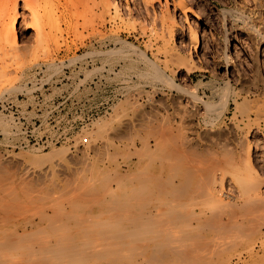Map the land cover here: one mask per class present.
Returning <instances> with one entry per match:
<instances>
[{
    "label": "rangeland",
    "instance_id": "1",
    "mask_svg": "<svg viewBox=\"0 0 264 264\" xmlns=\"http://www.w3.org/2000/svg\"><path fill=\"white\" fill-rule=\"evenodd\" d=\"M116 1L117 3L119 2L118 7L120 12H117L118 17L116 13H113L115 12L113 11L114 8H110L108 10V12L110 11L109 13L105 11V13L103 12L100 14L99 10L94 9L93 11L89 6H85L84 8L79 6L78 9L74 11L66 0L47 1L49 4H47V6L45 5V7H47V9L49 8L48 12L53 15L49 17L50 19L46 18L47 20H44L42 26L41 35L44 44L42 43L43 45L41 44V46H43V49L37 43V31L34 28L28 27L30 24L29 10L23 8L22 0L18 1L17 9L19 14H23V16L19 17L17 20L18 46L21 48L20 51L24 54L27 53L26 55L29 56L30 59H28L27 64L22 66V70L19 68L17 72L11 71L9 73V75L13 76L9 86L13 85V87L8 89L9 91L6 90L0 94V187H2L3 190L5 189L3 191L0 188L1 242L6 239L7 241H3L6 243L5 245L12 243L10 240L18 244L19 241L22 242L24 238V244H26V242L27 246L31 244V247L34 248L32 250L34 251L36 249L38 253V251H40L38 250L40 249L38 244L43 247V244L48 245L49 242L50 244L51 242H56L55 239L63 244L66 242V246H70V248L78 242V248L75 247V245L74 247L76 249L72 247V249L77 251L82 248V243L85 242V239H88L87 242L91 241L90 243L94 245L92 246L91 244L92 247L90 251L92 248L97 250L98 247L100 252L101 250L102 252L105 251L107 255L113 253L109 255L110 257L101 254L97 257L99 260L94 258L96 260L91 262L93 257L82 255L84 254L82 251L79 256L81 258L84 256L87 260H80V264H98V262L105 263V261H110L112 262L111 264H154V258L156 257L160 259V263L165 260L169 261H165L163 264H184V260L186 259L184 257L185 255L189 259L191 258L190 260L194 264H264V202H262L263 204L261 203L262 205H257V197L261 199L258 200L264 201L262 200L264 199V99L262 98L264 95V80L262 84H260L258 91L252 93V95L246 99L249 100L251 104V106L246 107L247 109L239 105V103L243 101V98H240L241 100L239 99L238 102L231 101L227 106L223 105L227 104V99L229 100V95L232 94L233 91L240 92L243 87L249 88L251 91L255 89L251 84H248L251 79L254 81L253 85L256 81L253 73L254 63H258L260 67L261 65L263 66L261 69L264 79V41L261 40L259 37L260 35L256 32L258 30H263L261 27L262 25L264 27V0H183L182 2L188 6V9L185 8L182 11H180L181 9L177 8V6L173 8V4L177 2V0H167L166 7L173 15L167 17V20L163 22L160 20V17L158 18L155 15L160 16V10L164 11L166 9V7H164V0H153L152 3L148 2L150 5L145 3L148 4V11H146L148 13L150 12L149 15H153L154 10L155 14L153 16L155 18L149 16L148 13L143 10L145 8H143L144 2L142 3V0ZM129 8L132 10H129ZM111 10L113 12H111ZM150 17L155 22H152ZM193 30H197L200 34L196 44H192L190 39V34ZM46 46L49 47L46 48ZM43 50L45 51L44 54ZM159 73H161L162 76L161 74L159 75ZM163 74H165L169 80L167 77H163ZM158 75L160 77H157ZM246 82H248L245 84L248 85L247 87L244 85ZM250 87L253 88V90ZM226 92L229 94H227L226 97L229 98H225L224 100L223 97ZM1 102L13 104V108H16L17 114H14L12 110H8V108H2ZM127 102L130 104L128 105ZM205 102H213V105L206 107ZM116 108H120V110L124 109V113H121L119 109L117 111ZM116 112L120 113L117 114ZM114 113L118 115L115 119L112 118L115 116L113 115ZM15 116H21V118L25 120V123L19 122ZM103 119L104 121L108 119L111 125L109 123L102 133H96L97 122ZM189 120L190 127L186 125ZM159 124L161 125L160 127ZM192 126H194L193 129H191ZM158 128L163 129L161 130ZM206 129L212 132L206 134ZM156 130H158V132H156ZM143 138H145V140ZM143 140L147 142L143 143L146 145H141V142H144ZM223 140H227L226 142L229 145H226V142L224 143ZM155 141H157V143ZM132 142L134 143L132 144ZM86 143L88 144L86 145ZM150 143H153V145ZM154 143L156 144L154 145ZM147 144L150 149L148 150L149 152L145 150L141 152V146L144 147L147 146ZM59 146L66 147V153H64L62 158L61 156H54V158H51V161L44 160L40 163H36L35 158L37 157L33 156L34 158H28L21 156L24 152H30L32 155L36 154L37 156L38 154L40 155L44 152H48L51 148ZM132 146L135 147V149ZM143 149H146V147ZM168 149L171 150L169 151ZM133 152H136L138 155ZM144 153H150L149 155H151L150 157L152 158ZM238 153L240 155H238ZM197 154L199 156H197ZM134 158L138 161H142L140 164L142 166L138 167V171L140 172L137 171V175L133 174L136 172H133V167L131 166ZM157 160H160V164H163L164 161L170 162L180 160L182 165L188 164L189 160L197 161L196 169H198V172L196 176L188 179L186 183H181L183 188L191 192L190 198L182 202L184 206L178 204L180 208L177 205L174 206L178 201H175V203H173L174 205H171V210L173 208H175V212L179 210L177 213H180L183 217V223H181L180 226L179 224H175L177 228H180L178 229L180 231H178L177 228L174 229V223H170L165 219V216V221L162 219L163 221L161 220L151 227V229H153L152 231H154L153 233L158 235L155 236L160 240H158L160 242L159 244H157L158 242L156 239L152 241L154 238H149V236H147L149 234L146 235L141 231L146 237H143L142 234L139 238L138 234L136 239H132L135 236L132 238L123 237L122 242L125 243L122 244L124 247H121V244H119V248V246H116L118 244V240L116 239L120 238L119 240H121L122 236H117L116 239H112L110 233L112 230L110 231L107 227H109L112 222L115 224L119 223L118 225L114 224L112 227L119 226L121 228H129L131 225L123 224L122 221H119L118 217H122V220L126 218L124 206L121 208H118V205H115V207L112 206L110 208L111 211L108 212L110 209H108L107 203L112 201L109 199L107 200V198H109L107 197L108 193H106L108 190L107 187L105 189L103 188L104 183L101 181L102 178H100V175H102L105 169V171L112 175L115 174L114 170H117L116 172L120 173L119 175L125 187L120 188L119 183L121 182L116 179L112 180L113 176L111 180L109 179L111 182L107 181V185L105 184V186H113L115 194H119L118 199L128 200L129 202L135 197H132L130 200L127 199L128 197L124 198L123 196L127 195L130 197L129 193H132V187L134 188L133 190L136 188L138 190L141 183H137L136 188L134 185L136 184V179L140 178V176L145 180L151 179L150 171L153 168L152 164H155ZM87 166L91 167V170L89 167L86 168ZM83 167L86 169L84 168V170L81 171ZM238 167L240 168L239 170L237 169ZM70 168L74 171L72 169L70 170ZM63 169L66 176L69 175L68 178H72L70 180L71 184L65 183L64 179H67L66 181L68 182L69 180L66 178L65 174H63ZM78 169H80V171ZM111 169H113V172ZM240 170L242 171L240 172ZM42 171H45L44 173H47V176L42 175L44 174ZM60 171L62 173H60ZM37 172L40 173L39 175L45 176L44 178L42 177L43 180L41 178L43 181L42 184L40 183L41 180L39 181L38 179L41 176H36ZM126 174H130V179L126 178L128 177ZM138 174L140 175L136 178ZM236 174H238V176ZM30 176L33 178L35 177L40 187L37 185L38 182H34L35 180L33 184L36 183L35 185L38 186H36L37 188L35 185L32 186V184L26 182L28 180L26 178ZM72 176L75 177L73 178ZM92 176H95L94 178L97 179V181H94L97 184L93 182V179H90ZM132 176L135 178H132ZM234 176L236 178L238 177L236 181ZM20 177H25L26 180ZM19 179L24 183L26 182V186L20 183L23 185V188L25 186L24 190L21 189L22 186L19 184ZM75 179L77 181L72 182V180ZM244 179L246 183H244ZM91 180L93 182L92 184ZM237 180H240V183ZM247 182L251 184L249 183V185L245 186L244 184H247ZM85 183L86 186L84 185ZM27 184L30 186V189ZM55 184L59 185V187H56ZM88 184L89 186H87ZM100 184L103 187H101ZM142 184L145 185L143 188H147V186L150 187L151 182L145 181ZM240 184L243 185H241V188ZM79 185L85 187L84 190L81 189V187L79 188ZM97 185L103 188L104 191L103 189L100 191L99 187V191L95 189L97 194L94 193V190L91 193L92 187L96 188ZM31 187L38 190L32 191ZM141 187L139 189H142ZM250 187L252 188L250 189ZM40 188L41 190H39ZM123 188L125 189V193L123 192ZM89 189L91 190L90 192L88 191ZM240 189H244V191H240ZM70 190H72V192ZM78 190L79 193H77ZM59 191H61V194ZM86 191H88V193H86ZM143 191H146V189H143L141 192ZM13 192L15 193L14 197L11 196ZM138 192L139 191L133 192L131 196H134V194L136 196ZM36 193H41L43 195H38L39 199L40 197L41 199L47 197L49 194H51L49 197L53 199L49 197L43 198L42 202V200L38 199ZM81 193L85 196L82 197L83 195ZM45 194L47 196H44ZM58 194L59 200L56 197ZM62 194L63 196H60ZM120 196L122 197L120 198ZM248 196L250 198H248ZM34 197L36 200L33 199ZM252 198H256V200H254L257 201L255 202V206L253 201V205H249V201L251 202ZM247 199H249V201ZM27 200H30V202ZM31 201L35 206L32 205ZM166 201L167 199L164 202L167 203ZM218 201L224 204H219ZM231 201L233 203L235 202L234 204L237 203L236 207H234L236 212L232 207L235 213H230L232 210L228 211L227 202L232 203ZM22 202H24L23 206H21ZM38 202L39 204H37ZM58 202L62 204L58 205ZM170 202L172 203V201ZM244 202L251 207L249 208L247 204L244 205ZM40 203L46 205L42 206ZM218 205H222V207H220L223 209H220ZM238 205L240 209H242L240 210L238 208L240 210L239 212L237 209ZM244 206H247V208H244ZM22 208H26V210ZM154 208H156V206H154ZM120 209L122 210L120 211ZM214 209L217 215L219 214L218 216L213 213L214 211L211 212V210ZM230 209L231 207L229 206V210ZM61 210L65 213H69V215L65 217V215H62L63 212H60ZM100 210L102 212H98ZM36 211L40 215H38ZM221 211L225 212L221 213ZM228 212L230 213V217L228 214L225 215V213ZM130 213L131 212H127L129 215ZM199 213L200 215L198 216ZM211 213L213 216L210 217ZM239 213L241 214V216L239 215L241 220L243 219L241 221L242 223L239 221V216L236 215ZM19 215L22 216L19 218ZM74 216L78 217L74 219L75 221H79H76L79 224V228L77 226L78 224L74 223ZM231 216L234 217L232 218ZM22 217L24 220L27 218L25 226H23L24 223H17L23 220ZM17 218H19V221L16 220ZM101 218L110 220V222H108L110 223L109 225L102 224V221H100V223L97 222L98 225L102 224L100 228L105 227V229L110 231V240L108 238V232L106 235L108 239H103V233L105 234L106 231L102 229L103 233H101L98 231V225L95 227V224H88L87 222L90 219H95V221H97ZM203 218L206 221L203 220ZM46 219L49 221L48 224H45L47 222ZM80 219L82 222L86 220L84 223L87 224L82 223ZM93 220L89 222H93ZM253 220L255 221V226L256 222L257 225H259L256 231L255 228H253L255 227L253 226L254 224H251ZM106 222L107 221H105V223ZM52 223H56L54 227L58 225V228L55 227L57 230L54 231L55 228H51V225L49 226V224ZM224 223L227 225L225 226ZM229 223L232 225H229ZM195 224L198 225L196 226ZM202 224L204 225L202 226ZM235 224H237L238 228H236L237 226H233ZM85 226H87L86 228H88V226H93L89 228L90 230H94H84V232L88 233V236L83 233L84 239L81 233L83 232L82 228ZM220 226L223 228H220ZM37 227H41V231H35L36 233L34 234V230H36L35 228ZM181 227H185V229L183 230ZM39 228H37V230ZM43 228L46 229L45 233H43ZM164 229H168L171 232L167 230L169 233L167 237L170 236L168 239L176 235L177 238L186 233L188 238L185 235L180 237L181 239L186 238V240L179 239L180 246V244H177L178 242H174L176 238L173 237L174 240L172 239L171 241L176 243L177 247L174 246L176 245L174 243H168L171 244L170 248V245H167L168 240L164 241V239L167 238L164 237L167 233L166 232L164 235ZM149 230H147V232ZM181 230L184 231L182 234ZM41 232L45 235L48 234V236L43 235ZM53 232L56 233L57 237L54 238L55 233L53 234ZM90 232L92 235H90ZM93 232L96 235H94ZM114 232L115 231H113V233ZM154 234L150 233V237H155ZM19 235L23 237L20 238ZM38 235H43L45 237L44 239V237L40 236L43 240L39 238V242L42 244L37 240ZM58 235L61 236L60 240ZM73 235H75V240L72 237ZM25 236L27 238L31 237L28 238V240ZM90 236L93 237V240H91L92 237ZM142 237L143 240H141ZM161 238L166 242L165 244L164 242L162 243ZM137 239H139L140 242L137 241ZM14 240L18 241L15 242ZM41 240L43 242H41ZM32 241L34 244H32ZM100 242L105 244V246H103L105 248L102 246L100 247L98 244ZM120 242L121 241H119V243ZM108 243H110L109 245L111 247L107 245ZM127 243L136 244L135 246L132 245V252L130 251L131 244L128 246ZM17 244L16 246L11 245L13 247L8 246L9 248L1 244L3 247L0 246V249H2L0 250V260L2 261L0 264H34V261L35 264L37 262H39L37 264H52L50 258L52 255H50V259H48L47 256L49 253L43 251L48 247H41L42 251L40 252L48 254L42 255L40 253L42 256L39 253L37 255L36 252L34 253L30 249L29 254L30 251H32V254H36L32 258V254L29 255L27 254L28 252L25 253L27 249L26 245L19 243L21 244L19 246L24 245L26 248L22 246V248L19 249ZM140 244L141 247L139 246ZM152 244H156L157 246H153ZM113 245L117 250L115 251V256H113L114 251L112 252L110 250V248L114 247ZM158 245H161L164 250L162 255H160L161 247L158 248ZM137 246H139L140 249L143 248V254H139L141 250H139ZM4 247L6 249H4ZM35 247H38V249ZM173 247H176V249L182 248V251L179 249V252H183L184 250L183 253H188H179V257V255L174 254ZM29 248L30 246L28 249ZM87 248H84V250L88 251L89 248ZM123 248L133 255H124L122 252L124 250ZM106 249H108L109 252ZM154 249L156 251H154ZM112 250L115 249L113 248ZM126 250L125 254L127 253ZM18 251L21 255H17ZM176 251L178 250H175V252ZM111 255L115 257V259L111 257ZM36 256H41L43 258H41V260ZM45 256L48 260L46 258L44 259ZM118 256L120 258H118ZM181 256L185 258L183 260L184 263H181L182 261L180 262ZM145 257H148V262ZM30 258L32 259L30 260ZM55 258L56 257L53 259L55 260ZM64 258L65 257L60 261L57 259L59 264H67V259H70V257L66 258V262ZM111 258L114 259V261ZM25 259H27V262L24 261ZM33 259L34 261H32ZM88 259L91 261H88ZM193 259H196V263ZM192 262L189 263L188 261L186 263L193 264ZM53 263L55 264L56 262ZM74 263L75 262H73V264Z\"/></svg>",
    "mask_w": 264,
    "mask_h": 264
},
{
    "label": "bare ground",
    "instance_id": "2",
    "mask_svg": "<svg viewBox=\"0 0 264 264\" xmlns=\"http://www.w3.org/2000/svg\"><path fill=\"white\" fill-rule=\"evenodd\" d=\"M18 1H19V0H0V91H1L0 94H2V92L6 91V90H8V89H11V88L13 87V85H12V86H9V85H10V80H11L12 77H13L12 75H9V73H10L11 71L17 72V70H18L19 68L22 70V66H24L25 64H27L28 59H30L29 56L26 55L27 53L24 54V53H22V52L20 51L21 48H19V46H18V45H19V41H18V30H17V28H18V22H17V20H18L19 17L23 16V14H21V13H20L21 15L19 14V11H18V9H17ZM47 1L50 2V0H22V4H23L22 6H23V8L29 10L28 13H29V17H30V18H29V19H30V24L28 25V27H29V28H34V29L37 31V43H38L40 46H41L42 43L44 44V42H42L43 40H42V35H41V34H42V26H43L44 20H45L46 18L48 19L51 15H53V14H50V13L48 12V9H49V8L47 9V7H45V5L47 6V4H49V2H47ZM66 1L68 2V4H70V7H72V8L74 9V11L77 10L79 6H81V7H83V8H84L85 6H89L93 11H94V9L99 10V11H100V14L103 13V12L105 13V11L108 12V10H109L110 8H112V9L114 8L113 11H115V12H113L112 10H111V12L116 13V15L118 14L117 12H120L119 7H118V3H119V2L117 3L116 0H66ZM152 1H153V0H144V1L142 0V3L144 2V7H143V8H145V9H143V10H145V11L147 10V11H148V8H147V7H148V4H149V3H152ZM174 1H175V0H174ZM182 1H183V0H177V2H174V4H173L174 7H173V8H175V6H177V8L181 9L180 11L184 10L185 8H187L188 6H186V4L183 3ZM46 2H47V3H46ZM51 2H52V1H51ZM148 2H149V3H148ZM172 2H173V1H172ZM127 3H128V2H127ZM145 3H148V4H145ZM164 3H165V6H164V7H166V6H167V0H164ZM184 4H185V5H184ZM146 5H147V6H146ZM149 5H150V4H149ZM127 6H128V5H127ZM146 8H147V9H146ZM151 9H152V8H151ZM187 9H188V8H187ZM129 10H132V9L129 8ZM162 10H163V9H162ZM147 11H146V13H148ZM149 11H150V10H149ZM151 11H152V10H151ZM109 12H110V11H109ZM109 12H108V13H109ZM130 12H131V11H130ZM183 12H184V11H183ZM183 12H182V13H183ZM24 13H25V12H24ZM98 13H99V12H98ZM149 13H150V12H149ZM149 13H148V15H149ZM94 14H95V13H94ZM94 14H93V15H94ZM154 14H155V13H154V10H153V15H154ZM157 14H158V13H157ZM194 14H195V13H194ZM87 15H88V13H87ZM103 15H104V14H103ZM111 15H112V13H111ZM128 15H130V14H128ZM153 15L150 14L149 16H153ZM159 15H160V16H157V15H155V16L158 17V18L160 17V20L163 22V21L167 20V19H166L167 17H171L173 14H171L170 11H169V10L167 9V7H166V9H165L164 11H161V10H160V14H159ZM60 16H61V15H60ZM109 16H110V14H109ZM130 16H131V15H130ZM244 16H245V15H244ZM51 17H52V16H51ZM117 17H118V15H117ZM120 17H122V16H120ZM245 17H246V16H245ZM103 18H104V17H103ZM103 18H102V20L104 21ZM114 18H115V14H114ZM150 18H151V17H150ZM150 18H149V19H150ZM153 18H155V17L153 16ZM47 19H46V20H47ZM49 19H50V18H49ZM110 19H112V18H110ZM118 19H119V18H118ZM120 19H121V18H120ZM130 19H131V18H130ZM156 19H157V18H156ZM263 19H264V18H263ZM263 19H262V20H263ZM113 20H114V19H113ZM150 20H151L152 22H155V21H153L152 18H151ZM166 22H167V21H166ZM90 23H91V21H90ZM168 23H169V22H168ZM151 25H152V24H151ZM149 26H150V24H149ZM132 27H133V26H132ZM153 27H154V26H153ZM261 27H262L263 30H258V31H256V32L258 33V35H260L259 37L261 38V40L264 41V27H263V25H262ZM110 28H111V27H110ZM156 29H157V28H156ZM144 30H145V28H144ZM150 30H151V28H150ZM152 30H153V29H152ZM170 30H172V29H170ZM170 30H169V32H170ZM141 32H142V31H141ZM171 32H172V31H171ZM199 37H200V34L197 32V30H193V31H191L190 39H191V43H192V44H196V43L198 42V40H199ZM258 41H259V40H258ZM251 42H252V41H251ZM175 43H176V42H175ZM43 44H42V45H43ZM251 44H252V43H251ZM41 47H42V49H43V46H41ZM48 47H49V46H48ZM48 47L46 46V48H48ZM26 50H27V49H26ZM43 51H44V50H43ZM41 53H42V52H41ZM44 53H45V51L43 52V54H44ZM28 54H29V53H28ZM142 56H143V55H142ZM33 57H34V56H33ZM33 57H32V58H33ZM40 57H41V56H40ZM236 57H237V56H236ZM253 58H254V57H253ZM35 59H36V58H35ZM31 60H32V59H31ZM256 60H257V59H256ZM254 64H255V65H253V64H252V65L254 66V68H253V73H254V75H255L254 79L256 80V81H255V84L253 85V82H254V81H253V79H251L250 83L246 82V83H244V85L247 84V83H248V84H251V86H252V87H255V89L253 90V88L250 87V88L253 90V91H251L249 88H245V87H243L242 90H241L240 92H234V91H233L232 94H230V95L226 92L225 96L223 97L224 100H225V98H226V99L229 98V97H226L227 94L230 96V98H229V100L227 99V104H223V105H226V106H227L229 102H231V101H233V102H238V100H239L240 98H243V101H242V102L239 101V102H240L239 105H240L242 108H246V107H248V106H251L250 101H249V100H246V99H247L248 97H250V96L252 95V93L258 91V88L260 87V84H262V81L264 80V79H263V75H262V72H263V71H262V69H261V67H263V66L261 65V67H260L258 63H254ZM152 65H153V64H152ZM155 65H156V64H155ZM153 66H154V65H153ZM156 66H157V65H156ZM157 67H158V66H157ZM184 68H185V67H184ZM251 68H252V67H251ZM189 70H190V67H189ZM159 71H160V70H159ZM251 72H252V70H251ZM161 73H162V71H161ZM161 73H159V75H160ZM253 73H251V74H253ZM85 75H86V74H85ZM159 75H158L157 77H160ZM254 75H253V76H254ZM161 76H162V74H161ZM164 76H165V78L167 77L165 74H163V77H164ZM154 77H155V76H154ZM251 78H252V77H251ZM167 79H168V77H167ZM168 80H169V79H168ZM243 82H244V81H243ZM251 82H252V83H251ZM263 84H264V83H263ZM172 85H173V84H172ZM175 86H176V85H175ZM245 86L247 87L248 85H245ZM14 87H15V86H14ZM241 87H242V86H241ZM241 87H240V88H241ZM260 89H261V88H260ZM260 89H259V90H260ZM8 91H9V90H8ZM253 95H254V94H253ZM260 95H261V94H260ZM259 97H260V96H259ZM124 98H125V97H124ZM262 98L264 99V95H263ZM240 100H241V99H240ZM222 101H223V100H222ZM263 101H264V100H263ZM129 102H130V101H129ZM213 102H214V101H213ZM213 102H212V103H207V102H205V104H206L205 106H206V107H209L210 105H213ZM127 103H128V102H127ZM263 103H264V102H263ZM125 104H126V103H125ZM125 104H124V105H125ZM129 104H130V103H128V105H129ZM214 104H215V103H214ZM230 104H231V103H230ZM119 105H120V103H119ZM166 105H167V104H166ZM216 105H217V104H216ZM218 105H219V104H218ZM221 105H222V103H221ZM223 105H222V106H223ZM115 106H116V105H115ZM132 106H133V103H132ZM132 106H131V107H132ZM112 107H113V106H112ZM118 107H119V106H118ZM120 107H121V106H120ZM206 107H205V108H206ZM213 107H214V106H213ZM218 107H219V106H218ZM220 107H221V106H220ZM123 108H124V107H123ZM155 108H156V107H155ZM226 108H227V107H226ZM118 109L120 110V108H118ZM118 109L116 108L117 111H118ZM246 109H247V108H246ZM116 110H115V111H116ZM123 111H124V109H123V110H120L121 113H122ZM242 111H243V110H242ZM120 112H119V113H120ZM116 113H117V112H116ZM119 113H117V114H119ZM123 113H124V112H123ZM249 113H251V112H249ZM249 113H248V114H249ZM252 114H253V113H252ZM113 115H115V116L112 117V118H114V119L118 116V115H116L115 113H114ZM217 115H218V114H217ZM9 120H10V119H9ZM110 120H111V119H110ZM0 122H1V121H0ZM3 122H4V121H3ZM94 122H95V121H94ZM95 123H96V122H95ZM109 123H110V121H109L108 119H107L106 121H104V119L101 120L100 122L98 121V122H97V127H96L97 129L95 130V132H96V133H97V132H98V133H102V131L105 130V128L108 126ZM127 124H128V123H127ZM250 124H251V123H250ZM110 125H111V123H110ZM139 125H140V124H139ZM3 126H4V125H3ZM157 126H158V125H157ZM160 126H161V125L159 124V127H160ZM127 127H128V126H127ZM94 129H95V128H94ZM139 129H140V128H139ZM158 129H161V128H158ZM162 129H163V128H162ZM162 129H161V130H162ZM116 130H117V128H116ZM225 130H226V129H225ZM117 131H118V130H117ZM84 132H85V131H84ZM91 132H92V131H91ZM154 132H155V131H154ZM156 132H158V130H156ZM89 133H90V132H89ZM214 133H215V132H214ZM220 133H221V132H220ZM220 133H219V134H220ZM153 134H156V133H153ZM216 134H217V133H216ZM113 135H114V134H113ZM117 136H118V135H117ZM222 136H223V135H222ZM86 137H87V136H86ZM139 137H140V136H139ZM164 137H165V136H164ZM164 137H163V138H164ZM220 137H221V136H220ZM114 138H115V137H114ZM206 138H207V137H206ZM226 138H227V137H226ZM143 139L145 140V138H143ZM156 139H157V138H156ZM160 139H161V138H160ZM164 139H165V138H164ZM212 139H213V138H212ZM223 139H224V138H223ZM144 140H143V141H144ZM157 140H158V139H157ZM214 140H215V139H214ZM228 140H229V139H228ZM219 141H220V140H219ZM221 141H222V140H221ZM223 141H224V140H223ZM226 141H227V140H226ZM226 141H224V143H225ZM153 142H154V141H153ZM155 142L157 143V141H155ZM216 142H217V140H216ZM133 143H134V142H132V144H133ZM143 143H147V142H146V141L141 142V145H146V144H143ZM156 143H154V145H155ZM221 143H222V142H221ZM87 144H88V143H86V145H87ZM148 144H149V143H148ZM148 144H147V146H144V147L141 146V147H142V150L139 148L140 146H139L138 148L141 150V152H143V150L148 151V150H150V149L148 148ZM222 144H223V143H222ZM227 144H228V143L226 142V145H227ZM84 145H85V144H84ZM217 145H218V144H217ZM228 145H229V144H228ZM133 146H135V145H133ZM133 146H132V147H133ZM224 146H225V145H224ZM230 146H231V145H230ZM145 147H146V149H143V148H145ZM154 147H155V146H154ZM156 147H157V146H156ZM222 147H223V146H222ZM94 148H95V146H94ZM133 148L135 149V147H133ZM136 148H137V147H136ZM231 148L233 149L232 146H231ZM134 149H133V150H134ZM158 149H159V143H158ZM164 149H165V148H164ZM225 149H226V148H225ZM225 149H224V150H225ZM227 149H228V147H227ZM229 149H230V148H229ZM96 150H97V149H96ZM136 150H137V149H136ZM165 150H166V149H165ZM168 150H169V149H168ZM170 150H171V149H170ZM170 150H169V151H170ZM191 150H192V149H191ZM198 150H199V149H198ZM137 151H138V150H137ZM145 151H144V152H145ZM151 151H152V150H151ZM131 152H132V151H131ZM148 152H149V151H148ZM198 152H199V151H198ZM213 152H214V150H213ZM213 152H212V153H213ZM64 153H66V147L64 148V147H62V146H61V147L59 146V147L51 148V149H49L48 152H46V153L44 152L43 154H40V155L38 154L37 156H36V154H33V155H32L30 152H24V153L21 154V156H22V157H28V158H34V157H37V158H35L36 161H35V159H34V161H35L36 163H40V162H42V161H44V160H45V161H48V160L51 161V158H54V156H56V157H57V156H61V158H62V156L64 155ZM97 153H98V152H97ZM133 153H134V154H137L136 152H133ZM232 153H233V152H232ZM235 153H236V152H235ZM235 153H234V154H235ZM84 154H85V153H84ZM144 154H145V155H148L149 157L151 156V155H149L150 153H149V154H148V153H144ZM137 155H138V154H137ZM210 155H211V154H210ZM238 155H240V154L238 153ZM238 155H237V156H238ZM33 156H34V157H33ZM194 156H195V155H194ZM197 156H199V155L197 154ZM226 156H227V155H226ZM229 156H230V155H229ZM67 157H69V156H67ZM140 157H141V156H140ZM211 157H212V156H211ZM234 157H235V156H234ZM150 158H152V157H150ZM230 158H233V157H230ZM199 159H200V158H199ZM209 159H210V158H209ZM213 159H214V158H213ZM150 160H151V159H150ZM153 160H154V159H153ZM196 160H198V159H196ZM196 160H195V161H196ZM238 160H239V159H238ZM231 161H232V160H231ZM89 162H90V161H89ZM196 162H197V161H196ZM196 162H195V164H196ZM229 162H230V161H229ZM242 162H243V161H242ZM86 163L89 164L88 162H86ZM227 163H228V162H227ZM246 163H247V160H246ZM90 164H91V163H90ZM192 164H193V163H192ZM205 164H206V163H205ZM210 164H211V163H210ZM212 164H213V163H212ZM59 165H60V163H59ZM61 166H62V165H61ZM68 166H69V165H68ZM193 166H194V165H193ZM234 166H235V165H234ZM247 166H248V164H247ZM62 167H63V166H62ZM62 167H61V168H62ZM88 167H89V166H87L86 168H88ZM212 167H213V166H212ZM216 167H217V166H216ZM249 167H250V166H249ZM84 168H85V167H83V169H82L81 171H83ZM86 168H85V169H86ZM89 168H90V170H91V167H89ZM195 168H196V167H195ZM206 168H207V167H206ZM208 168H209V167H208ZM243 168H244V167H243ZM54 169H55V168H54ZM71 169H72V168H70V170H71ZM74 169H75V168H74ZM99 169L101 170L100 167H99ZM200 169H201V168H200ZM203 169H204V168H203ZM215 169H216V168H215ZM237 169L239 170L240 168L238 167ZM245 169H246V168H245ZM57 170H58V169H57ZM68 170H69V169H68ZM68 170H67V171H68ZM72 170H73V169H72ZM78 170L80 171V169H78ZM88 170H89V169H88ZM90 170H89V171H90ZM97 170H98V169H97ZM105 170H106V169H105ZM105 170H103L105 173H104V172L102 173V172L100 171V172L102 173V175H100V176H101L100 178H102L101 181H103V183H104L103 186H104V187L101 185L102 183H101L100 185H101V187H103L104 189L107 187L108 192H106V193H108V194H107V197H109V198H107V197H106V198H107V200L109 199L110 201H112V202H108V203L106 202L107 200L105 201V202L107 203V205H108V206H107L108 209H110L112 206L115 207V204H116V205H120V206H123V205L125 206V204H126V206H127V204L129 205L128 200H120V199H118V195H119V194H117V193L115 194V192L113 191V190H114L113 187H111V186H110V187H109V186H105V184L107 185L106 182L109 181V179L111 180V179H112L111 177L113 176V179H112V180L116 179L117 181L121 182V183H119V184H120V188H121V187H125V184H123V182H122V180H121V176L119 175L120 173H117V172H116L117 170H116V171L114 170V173H115L114 175H116V176H114V175H112V174H109V173H108L107 171H105ZM111 170H112V172H113V169H111ZM111 170H109V171H111ZM136 170H138V169H136ZM136 170H135V172H137ZM170 170H171V169H170ZM197 170H198V169H197ZM238 170H237V172H238ZM247 170H248V169H247ZM61 171H62V170H61ZM61 171H60V173H62ZM63 171H64V169H63ZM73 171H74V170H73ZM235 171H236V170H235ZM241 171H242V170H240V172H241ZM252 171H253V170H252ZM24 172H25V171H24ZM32 172H33V171H32ZM44 172H45V171H42V173H44ZM86 172H88V171H86ZM96 172H97V171H96ZM98 172H99V171H98ZM138 172H140V171H138ZM141 172H142V171H141ZM174 172H175V171H174ZM197 172H198V171H197ZM214 172H215V171H214ZM233 172H234V171H233ZM254 172H255V171H254ZM8 173H9V172H8ZM25 173H26V172H25ZM42 173H41V174H42ZM60 173H59V174H60ZM72 173H73V172H72ZM79 173H80V172H79ZM90 173H91V172H90ZM101 173H100V174H101ZM107 173H108L109 175H111V176H109ZM125 173H126V172H125ZM208 173H209V172H208ZM34 174H36V173H34ZM39 174H40V173H38V172H37V174H36L37 177L41 176V177L38 178L39 181H40L41 178L43 177L42 175L47 176V173H44V174H42V175H39ZM50 174H52V173H50ZM63 174H65V171L63 172ZM68 174H69V172H68ZM75 174H76V173H75ZM75 174H74V175H75ZM130 174H131V173H130ZM130 174H129V175H130ZM133 174H136V173H133ZM174 174H175V173H174ZM193 174H194V173H193ZM193 174H192V175H193ZM195 174H196V173H195ZM230 174H231V173H230ZM9 175H10V174H9ZM9 175H8V176H9ZM32 175H33V174H32ZM38 175H39V176H38ZM57 175H58V174H57ZM57 175H56V176H57ZM124 175H125V174H124ZM126 175H127V174H126ZM129 175H127V176H128V177H126L127 179H128V178L130 179ZM136 175H137V174H136ZM136 175H134V176H136ZM139 175H140V174H138V176H136V178L139 177ZM141 175H143V174H141ZM152 175H153V174H152ZM184 175H185V174H183V176H184ZM236 175L238 176V174H236ZM236 175H235V176H236ZM18 176H19V175H18ZM26 176H27V175H26ZM45 176H44V177H45ZM59 176H60V175H59ZM59 176H58V177H59ZM63 176H64V175H63ZM65 176H66V174H65ZM68 176H69V175H68ZM68 176H66V178H68ZM134 176H132V178H135ZM143 176H144V175H143ZM143 176H142V177H143ZM171 176H172V173H171ZM171 176H170V177H171ZM235 176H234V178H235V181H236V179H237L238 177L236 178ZM30 177H31V178H30ZM30 177L26 178V179H28L26 182H27L28 184H32V186H33V185H35L38 181L35 180V177H34V178H33L32 176H30ZM37 177H36V178H37ZM44 177H43V178H44ZM72 177L74 178L75 176H72ZM82 177H83V175H82ZM84 177H85V176H84ZM87 177H88V176H87ZM90 177H91V176H90ZM94 177H95V176H92V178H90V179H93V182H94L95 180L97 181V179H95ZM145 177H146V176H145ZM190 177H191V175H190ZM213 177H214V176H213ZM243 177H244V175H243ZM18 178H19V177H18ZM20 178H21V179H25V177H20ZM43 178H42V180H43ZM124 178H125V177H124ZM146 178H147V177H146ZM167 178H168V177H167ZM167 178H166V179H167ZM172 178H173V177H172ZM172 178H171V179H172ZM26 179H25V180H26ZM38 179H37V180H38ZM56 179H58V178H56ZM59 179H60V178H59ZM63 179H64V178H63ZM71 179H72V178H71ZM71 179L68 178L69 182L66 181L67 179H66V180L64 179V181H65V183H70V184H71V182H70ZM84 179H86V178H84ZM88 179H89V178H88ZM90 179H89V182H90ZM142 179H144V178H142ZM166 179L161 180V181H166ZM211 179H213V178H211ZM25 180H24V181H25ZM34 180H35V181H34ZM42 180H41V182H40L41 184H42V182H43ZM98 180H100V179H98ZM116 180H115V181H116ZM137 180H138V179H137ZM144 180H145V179H144ZM214 180H215V179H214ZM3 181H4V180H3ZM7 181H8V180H7ZM18 181H19V184H20V183H21V184L23 183V185L26 184V182L24 183L22 180L20 181V179H19ZM18 181H17V182H18ZM33 181L36 182V183L33 184V183H34ZM73 181H77V180L75 179V180H72V182H73ZM87 181H88V180H87ZM115 181H113V182H115ZM171 181H172V180H171ZM171 181H170V179H169V182H171ZM184 181H185V179H184ZM198 181H199V180H198ZM215 181H216V180H215ZM221 181H222V180H221ZM237 181L239 182L240 180H237ZM17 182H16V183H17ZM53 182H55V181H53ZM93 182H92V180H91V184H92ZM98 182H99V181H98ZM109 182H111V181H109ZM130 182H131V180H130ZM166 182H167V181H166ZM241 182H242V180H241ZM94 183H96V182H94ZM99 183H100V182H99ZM99 183H98V184H99ZM115 183H117V182H115ZM138 183L140 184V179L138 180ZM142 183H143V182H142ZM142 183H141V184H142ZM184 183H185V182H184ZM212 183H213V182H212ZM239 183H240V182H239ZM244 183H246L245 179H244ZM249 183H250V182H249ZM249 183L247 182V184H244V185L247 186V185H249ZM19 184H17V185H19ZM21 184H20V185H21ZM28 184H27V186H28ZM38 184H39V182L37 183V185H38ZM73 184H74V183H73ZM73 184H72V185H73ZM96 184H97V183H96ZM109 184H110V183H109ZM141 184H140V187L142 186V187H141L142 189H139V188H140V187H139L138 190H137V188L135 187V188H136V189H135L136 191H135V190H133L134 188L132 187V189H131L132 193H131V192L129 193L131 198H130L129 196L123 194V193H122V194L125 195V196H123V195H122V196H123L124 198H125V197H126V198L128 197L127 199H130V200L132 199V197H136V199L138 198V200H139V197H140V199L142 198L141 191H142L143 189H144V190L146 189L145 193L147 194V192H148V194H149V191H150L152 188H149L150 190L148 189V190H149V191H148L147 188H148L149 186H147V188H143V186L145 187V185H144V184L141 185ZM167 184H168V183H167ZM214 184H215V183H214ZM214 184H213V185H214ZM250 184H251V183H250ZM8 185H9V184H8ZM11 185H12V184H11ZM23 185H21V186H22L21 189L24 190V188H25L26 185L24 186V188H23ZM37 185H35V187H36ZM43 185H44V184H43ZM68 185H69V184H68ZM77 185H78V184H77ZM84 185L86 186V183H85ZM117 185H118V184H117ZM128 185H129V184H128ZM163 185H164V184H162V187H163ZM171 185H172V183H171ZM241 185H242V184H240V188H241ZM0 186H1V184H0ZM12 186H14V185H12ZM38 186L40 187V185H38ZM38 186H37V187H38ZM55 186H56V187H57V186L59 187V185H56V184H55ZM62 186H63V185H62ZM87 186H89V184H88ZM94 186H96V185H94ZM168 186H170V185H168ZM179 186H180V185H179ZM183 186H184V185H183ZM242 186H243V185H242ZM18 187H19V186H18ZM28 187H29V189H30V186H28ZM37 187H36V188H37ZM41 187H43V186H41ZM77 187H78V186H77ZM80 187H81V186L79 185V188H80ZM90 187H91V185H90ZM90 187H89V188H90ZM99 187H100V186L97 185L96 188H95V187H92V189H91L92 191H91L90 189H89L88 191H89V192L91 191V193H92L93 190H94V193L97 194V193L95 192V189H96V190L98 189L97 191H99ZM101 187H100V191H102V189H103V188H101ZM127 187H128V186H127ZM160 187H161V186H160ZM0 188L3 190L2 187H0ZM31 188H32V187H31ZM79 188H78V189H79ZM84 188H85V187H83V186L81 187V189H83V190H84ZM157 188H158V187H157ZM166 188H167V187H166ZM169 188H171V186H170ZM175 188H176V187H175ZM180 188L182 189L183 187L180 186L179 189L177 188L178 193L180 192L179 190H181ZM238 188H239V187H238ZM248 188H249V187H248ZM251 188H252V187H250V189H251ZM253 188H254V186H253ZM14 189H15V188H14ZM18 189H19V188H18ZM42 189H44V188H42ZM45 189H46V188H45ZM86 189H88V188H86ZM86 189H85V190H86ZM104 189H103V191H104ZM118 189H119V188H118ZM129 189H130V188H129ZM158 189H159V188H158ZM158 189H157V190H158ZM160 189H161V188H160ZM160 189H159V191H162V189H161V190H160ZM185 189H186V188H185ZM195 189H196V188H195ZM197 189H198V188H197ZM245 189H247V188H245ZM4 190H5V189H4ZM4 190H3V191H4ZM27 190H28V189H27ZM34 190H36V189L32 188V191H34ZM37 190H38V189H37ZM37 190H36V191H37ZM39 190H41V188H40ZM60 190H61V189H60ZM74 190H75V189H74ZM74 190H73V191H74ZM79 190H80V189H79ZM79 190L77 191V193H79ZM83 190H82V192L84 193ZM124 190H125V189L123 188V192H124ZM175 190H176V189H175ZM175 190H174V188H173V190L171 189V191H170L168 194H171V192H172V191H175ZM177 190H176V192H177ZM241 190L244 191V189H240V191H241ZM7 191H8V190H7ZM7 191H6V192H7ZM9 191H10V190H9ZM11 191H12V190H11ZM14 191H15V190H14ZM20 191H21V190H20ZM20 191H19V192H20ZM30 191H31V190H30ZM70 191L72 192V190H70ZM75 191H76V190H75ZM88 191H86V193H88ZM120 191H121V190H120ZM137 191H139L140 193L138 192V194L136 193V194H137L136 196H135V194H134V196H131V194L133 195V192H137ZM159 191H158V192H159ZM164 191H167V189H166V190L163 189V192H164ZM168 191H169V190H168ZM181 191H182V190H181ZM243 191H242V192H243ZM143 192H144V191H143ZM154 192H155V191H154ZM154 192H153V193H154ZM158 192H157V194H158ZM185 192H186V190H185ZM185 192H183L182 194H184ZM20 193H21V192H20ZM45 193H46V192H45ZM48 193H49V192H48ZM59 193L61 194V191H59ZM73 193H74V192H73ZM106 193H105V194H106ZM119 193H120V192H119ZM124 193H125V192H124ZM166 193H167V192H166ZM173 193H174V192H172V194H173ZM203 193H204V192H203ZM253 193H254V192H253ZM23 194H24V192H23ZM23 194H22V195H23ZM25 194H26V193H25ZM27 194H28V193H27ZM36 194H37V193H36ZM36 194H35V195H36ZM40 194H41V193H40ZM40 194L38 193L37 196H38V195L40 196ZM52 194H53V193H52ZM71 194H72V193H71ZM81 194H82V193H81ZM105 194H104V195H105ZM120 194H121V193H120ZM129 194H128V195H129ZM139 194H140L141 196H140ZM172 194H171V196H172ZM207 194H208V193H207ZM238 194H239V193H238ZM14 195H15V193L13 192V195H11V196L14 197ZM32 195H33V194H32ZM41 195H42V194H41ZM49 195H51V194H49ZM49 195L47 196V195L45 194L44 196H47V197H43V198H48ZM73 195H74V194H73ZM82 195H83V194H82ZM138 195H139V196H138ZM155 195H156V194H155ZM177 195H178V194H177ZM202 195H203V194H202ZM209 195H210V194H209ZM252 195H253V194H252ZM255 195H256V194H255ZM9 196H10V195H9ZM9 196H8V197H9ZM23 196H25V195H23ZM39 196H38V199H39ZM42 196H43V195H42ZM60 196H63V194L60 195ZM84 196H85V195H83L82 197H84ZM87 196H88V195H87ZM92 196H93V195H92ZM122 196H120V198H121ZM137 196H138V197H137ZM143 196H144V195H143ZM151 196H152V195H151ZM171 196H170V197H171ZM174 196H175V195H174ZM179 196H181V195H179ZM242 196H243V195H242ZM30 197H31V196H30ZM56 197H57V199L59 200V198H58V197H59V194H58ZM56 197H54V198H56ZM145 197H146V195L144 196V198H145ZM149 197H150V196H149ZM155 197H156V196H155ZM181 197H182V196H181ZM207 197H208V196H207ZM253 197H254V196H253ZM261 197H262V196H261ZM20 198H21V197H20ZM23 198H24V197H23ZM23 198H22V200H23ZM31 198H32V197H31ZM43 198H42V199H43ZM49 198H52V197H49ZM77 198H78V197H77ZM110 198H111V199H110ZM158 198H160V197H157V199H156V198L153 199V200L156 199V205L159 204V205H162V206L164 205V206H165V204H167V203H169V202L171 201L170 199H168V200H170V201L168 202V200H167V201H166L167 203H165V204H162L161 202H160L161 204H160V203L157 204V200H158ZM167 198H168V197H167ZM174 198H176V197H174ZM248 198H250V197L248 196ZM263 198H264V197H263ZM17 199H18V198H17ZM24 199H25V198H24ZM29 199H30V198H29ZM33 199L36 200L35 197H34ZM33 199H32V200H33ZM38 199H37V200H38ZM42 199H41V197H40L39 200H42ZM52 199H53V198H52ZM69 199H70V198H69ZM72 199H73V198H72ZM85 199H86V198H85ZM89 199H90V198H89ZM122 199H123V198H122ZM136 199H134V200H136ZM142 199H143V198H142ZM142 199H141V200H142ZM172 199H173V198H172ZM188 199H189V198H188ZM205 199H206V198H205ZM208 199H210V198H208ZM229 199H230V197H229ZM258 199H260V197H257V201H258L257 205H258V204H261L262 202H264V201H260L261 199H260V200H258ZM8 200H10V199H8ZM58 200H57V201H58ZM62 200H63V199H62ZM70 200H71V199H70ZM134 200H131V202L133 201L132 203H134ZM141 200H140V203L143 204L144 201H145L146 199H143L144 201H143V200L141 201ZM149 200H150V199H149ZM159 200H162V201H163V199H159ZM193 200H194V199H193ZM247 200L249 201V199H247ZM250 200H251V199H250ZM254 200H256V198H254V199L252 198L251 202L249 201V205H253V203H254V206H255V204H256L255 202H257V201H254ZM262 200H264V199H262ZM14 201H15V200H14ZM19 201H21V200H19ZM27 201H28V200H27ZM68 201H69V200H68ZM103 201H104V199H103ZM120 201H121V202H120ZM164 201H165V200H164ZM174 201H175V200H174ZM181 201H182V200H181ZM184 201H186V200H184ZM216 201H217V200H216ZM232 201H233V200H232ZM232 201H231V202H232ZM234 201H235V200H234ZM244 201H245V200H244ZM252 201H253V203H252ZM259 201H260V203H259ZM12 202H13V201H12ZM15 202H16V201H15ZM24 202H25V201H24ZM24 202H22V205H21V206H23ZM28 202H30V200H29ZM39 202H40V201H39ZM39 202H38L37 204H39ZM42 202H43V200H42ZM55 202H56V201H55ZM55 202H54V203H55ZM71 202H72V201H71ZM71 202H69V203H71ZM129 202H130V201H129ZM136 202H137V201H136ZM136 202H135V203H136ZM145 202H146V201H145ZM204 202H205V201H204ZM218 202H219V201H218ZM237 202H238V201H237ZM246 202H247V201H246ZM246 202H244V205H246V204L248 203V202H247V203H246ZM31 203H32V201H31ZM51 203H52V201H51ZM76 203H78V202H76ZM110 203H112V204H110ZM132 203H130L131 206H132ZM137 203H138V202H137ZM137 203H136V204H137ZM179 203H180V202H179ZM181 203H182V202H181ZM189 203H190V201H189ZM211 203H212V202H211ZM220 203H221V204H224V203H222V202H219V204H220ZM227 203H228V204H227V206H228V211H231V210H232V207H233V209H234V207H236V204H237V203L234 204L235 202H234V203H233V202H232V203L227 202ZM0 204H1V203H0ZM3 204H4V203H3ZM14 204H15V203H14ZM16 204H17V203H16ZM35 204H36V203H35ZM40 204H42V203H40ZM56 204H57V203H56ZM56 204H54V205H56ZM59 204H62V203H59V202H58V205H59ZM170 204L172 205L171 202H170ZM262 204H263V203H262ZM262 204H261V205H262ZM6 205H7V204H6ZM8 205H9V204H8ZM17 205H19V204H17ZM25 205H26V204H25ZM32 205H34V204L32 203ZM32 205H30V206H32ZM45 205H46V204H45ZM45 205L42 204V206H45ZM50 205H52V204H50ZM130 205H129V206H130ZM171 205H169V204L166 205V206H168V209H166L167 211H164V209H163V212H164L163 214L166 215V218H165V219H167V220H168L169 218L173 217L172 215H171V217H168V216H170L169 213H171V212L173 211V209L175 210V208H173V209L171 210V207H172ZM173 205H174V204H173ZM179 205L181 206V205H183V204H179ZM179 205H177V206L180 208ZM190 205H191V204H190ZM233 205H234V206H233ZM247 205H248V204H247ZM249 205H248V206H249ZM34 206H35V205H34ZM38 206H39V205H38ZM56 206H57V205H56ZM71 206H72V205H71ZM140 206H141V205H140ZM166 206H165V207H166ZM174 206H176V204H175ZM183 206H184V205H183ZM213 206H214V205H213ZM215 206H216V205H215ZM218 206H219V205H218ZM220 206L222 207V205H220ZM220 206H219V207H220ZM229 206L231 207L230 210H229ZM240 206H241V203H240ZM240 206L238 205V206H237V209H238V208L240 209ZM19 207H20V206H19ZM25 207H26V206H25ZM57 207H58V206H57ZM60 207H61V205H60ZM82 207H83V206H82ZM84 207H85V206H84ZM157 207H158V206H157ZM159 207H160V206H159ZM221 207H220V209H223V208H221ZM245 207L247 208V206H244V208H245ZM250 207H251V206H249V208H250ZM257 207H258V206H257ZM263 207H264V206H263ZM263 207H261V208H263ZM37 208H38V207H37ZM39 208H41V207H39ZM55 208H56V207H55ZM63 208H64V207H63ZM87 208H88V207H87ZM119 208H120V207H119ZM142 208H143V207H141V209H142ZM176 208H177V207H176ZM179 208H177V209H179ZM182 208H183V207H182ZM224 208H225V207H224ZM249 208H248V210H249ZM4 209H5V207H4ZM22 209H25V210H26V208H22ZM56 209H57V208H56ZM56 209H54V210H56ZM58 209H59V208H58ZM132 209H133V208H132ZM138 209H139V208H138ZM159 209H160V208H158V210H159ZM177 209H176V210H177ZM211 209H212V208H211ZM226 209H227V208H226ZM239 209H238V212H239L240 210H242V209H240V210H239ZM253 209H254V208H253ZM259 209H260V208H259ZM259 209H258V210H259ZM263 209H264V208H263ZM25 210H23V211H25ZM87 210H89V209H87ZM121 210H122V209H120V211H121ZM133 210H134V209H133ZM142 210H143V209H142ZM142 210H141V211H142ZM251 210H252V209H251ZM5 211H6V209H5ZM12 211H13V210H12ZM37 211H38V210H37ZM37 211H36V213H37ZM40 211H41V209H40ZM43 211H44V209H43ZM43 211H42V213H43ZM64 211H65V210H64ZM66 211H67V210H66ZM109 211H111V209L108 210V212H109ZM136 211H137V210H136ZM141 211H140V212H141ZM159 211H160V210H159ZM159 211H158V212H159ZM178 211H179V210H178ZM178 211H177V212H178ZM213 211H214V212H213ZM216 211H217V210H216ZM232 211H233V210H232ZM232 211H231L230 213H235V212H236L235 209H234L235 212H234V211L232 212ZM44 212H45V211H44ZM57 212H58V210H57ZM60 212H63V211L61 210ZM78 212H79V211H78ZM89 212H90V211H89ZM98 212H102V211L100 210V211H98ZM105 212H106V211H105ZM105 212H104V213H105ZM118 212H119V211H118ZM160 212H162V210H161ZM160 212H159V213H160ZM166 212H167V214H166ZM211 212H213V213H215V214L217 215V213L215 212V209H214V210H211ZM217 212H218V211H217ZM223 212H225V211H223ZM223 212L221 211V213H223ZM249 212H250V211H249ZM249 212H247V213H249ZM2 213H3V212H2ZM4 213H5V212H4ZM24 213H25V212H24ZM121 213H122V212H121ZM137 213H138V211H137ZM230 213H229V212H228V213H225V215L228 214L229 217H230ZM37 214L40 215L39 213H37ZM48 214H49V213H48ZM48 214H47V215H48ZM76 214H77V213H76ZM84 214H85V213H84ZM84 214H83V215H84ZM89 214H90V213H89ZM93 214H95V213H93ZM107 214H108V213H107ZM131 214H132V213H131ZM135 214H136V213H135ZM177 214H180V213H177ZM177 214H176V215H177ZM194 214H195V213H194ZM42 215H43V214H42ZM47 215H46V216H47ZM52 215H53V213H52ZM62 215H65V217H66V215H69V213H67V212H66V213L63 212ZM70 215H71V213H70ZM72 215H73V213H72ZM86 215H87V214H86ZM90 215H91V214H90ZM95 215H96V214H95ZM97 215H99V214H97ZM122 215H123V214H122ZM125 215H126V214H125ZM132 215H133V214H132ZM132 215H131V216H132ZM142 215H144V214H142ZM142 215L140 214V216H142ZM145 215H146V214H145ZM159 215H161V214H159ZM173 215L175 216V214H173ZM186 215H189V214H186ZM199 215H200V213L198 214V216H199ZM216 215H215V216H216ZM218 215H219V214H218ZM218 215H217V216H218ZM236 215H238V216L240 215V216H241L240 213H239V214H236ZM21 216H22V215H21ZM21 216L19 215V218H20ZM87 216H88V215H87ZM136 216H139V214H138V215L136 214L135 216H133V219H132V217H129V218H131V220H130L129 222H131V221L133 220L131 223H133L132 226H135V225H136L135 227H130L129 225H128L129 228H125V227H124V228H121V227H119V226H114V227H112V226L115 224L114 222H112L113 224L111 223V225L109 226L111 229H110L109 227H107L110 231L112 230V232H110L109 230L105 229V227L100 228V227L102 226V224L109 225L110 223H108V222H110V220H104L103 218H101L100 220H97V221H95V219H94V220H93V219H90V220H93V222H96V223L89 222L90 220L87 221V222H88V224H89V223H90V224L92 223L93 225L95 224V227H96V226L98 225L97 222L100 223V221H102V224L98 225V227H99V230H98V231L101 232V233H103V230H102V229H104V231H106L105 234L103 233V235H104V238H103V239L106 238L107 232H108V233L110 232L111 235H112V236H111L110 233H109V235H108L109 240H110V237H109V236H111L112 239H116L117 236H119V237L122 236V237H121V240H119L120 238H119V239H116V240H118V244H117V245L115 244L116 246H119V244H121V247L123 246L122 243H125V242H122V240H123L122 238H123V237H131V238H132L133 236H135V237L132 238V239H136V236H138V234H139V236H138V238H139L141 234L143 235V233L146 234V235L149 234V235H147V236H149V238H154L152 241H154V240L156 239V241L158 242L157 244H159V243H160V242H159L160 240L157 239L158 237H156V236H158V235H157V234H154V233H153L154 231H152L153 229H151V227L153 226V223H150L151 220H150V219L146 220V218H144V217H142V218L140 217V218L136 219V218H137ZM146 216H147V215H146ZM179 216L181 217V219H183L182 216H181V214H180ZM179 216L177 215V217H178L177 219H180ZM211 216H213L212 213H211L210 217H211ZM240 216H239V219H240L239 221L241 222L243 219L241 220ZM15 217H18V216H15ZM67 217H68V216H67ZM75 217H76V216H74L73 219H74ZM117 217H118V216H117ZM117 217H115V218H117ZM164 217H165V216H164ZM226 217H227V216H226ZM231 217H232V216H231ZM233 217H234V216H233ZM233 217H232V218H233ZM236 217H237V216H236ZM245 217H246V216H245ZM19 218H17L16 220L19 221ZM22 218H23V217H22ZM63 218H64V216H63ZM70 218H71V217H70ZM76 218H78V217H76ZM83 218H84V217H83ZM109 218H110V217H109ZM118 218H119V221H122V219H123L122 217H118ZM121 218H122V219H121ZM126 218H127V217H126ZM143 218H144L145 222L142 221ZM147 218H149V217H147ZM184 218H185V217H184ZM206 218H207V217H206ZM213 218H216V217H213ZM227 218H228V217H227ZM26 219H27V218H26ZM26 219L24 220V218H23V220H20V222H17V223H24L23 226H25V224H26V222H27ZM67 219H68V218H67ZM85 219H86V217H85ZM85 219H84V220H85ZM139 219H140V221H141L142 223L144 222V224L147 223L146 221H148L147 224H149V225H148L149 228L147 227L146 224H145L146 226H141V225H144V224H140V225L138 224V225L141 226V227L137 226V224L134 223V222H135V220L139 222ZM141 219H142V220H141ZM173 219H176V216H175V218H173ZM208 219H209V218H208ZM208 219H207V220H208ZM210 219H211V218H210ZM218 219H219V218H218ZM225 219H226V218H225ZM252 219H253V218H252ZM255 219H256V218H255ZM47 220H48V219H46V221H47ZM49 220H50V217H49ZM69 220H70V219H69ZM82 220H83V219H82ZM87 220H88V219H87ZM115 220H116V219H115ZM115 220H114V221H115ZM117 220H118V219H117ZM125 220H126V219L124 218L123 221H125ZM203 220H205V219L203 218ZM211 220H212V219H211ZM215 220H216V219H215ZM226 220H227V219H226ZM230 220H231V219H230ZM249 220H251V219H249ZM46 221H45V222H46ZM52 221H53V219H52ZM52 221H51V222H52ZM67 221H68V220H67ZM76 221L79 222L78 220H76ZM76 221H75V219H74V223L78 224ZM80 221H81V219H80ZM85 221H86V220H85ZM85 221H83V222L81 221V222L84 223ZM105 221H107V222L105 223ZM123 221H122V222H123ZM127 221H128V220H127ZM164 221H165V220H164ZM200 221H201V219H200ZM205 221H206V220H205ZM216 221H218V220H216ZM216 221H215V222H216ZM222 221H223V220H222ZM224 221H225V220H224ZM28 222H29V221H28ZM51 222H50V223H51ZM115 222H116V221H115ZM117 222H118V221H117ZM167 222H168V221H167ZM170 222H171V221H170ZM181 222H183V220L180 221V223H181ZM185 222H186V221H185ZM251 222H252V221H251ZM261 222H262V221H261ZM38 223H39V222H38ZM40 223H41V222H40ZM48 223H49V221H47L45 224H48ZM131 223H130V225H131ZM139 223H140V222H139ZM162 223H163V222H162ZM171 223H172V222H171ZM180 223H179V226L181 225ZM200 223H201V222H200ZM202 223H203V222H202ZM218 223H220V222H218ZM222 223H223V222H222ZM231 223H232V222H231ZM231 223H229V225H230ZM233 223H234V222H233ZM236 223H237V222H236ZM241 223H242V222H241ZM254 223H255V221L253 220V223H251V224H254ZM45 224H44V225H45ZM54 224H56V223H54ZM54 224H53V223H52V224H49V226L51 225L50 227L53 228V227H54ZM84 224H87V223H84ZM116 224H117V223H116ZM116 224H115V225H116ZM118 224H119V223H118ZM118 224H117V225H118ZM134 224H135V225H134ZM150 224H151V225H150ZM175 224H177V223H174V226H175ZM206 224H207V223H206ZM239 224H240V223H239ZM259 224H261V223H259ZM19 225H20V224H19ZM106 225H105V226H106ZM195 225H196V224H195ZM197 225H198V224H197ZM197 225H196V226H197ZM199 225H201V224H199ZM203 225H204V224H202V226H203ZM224 225L226 226L227 224L224 223ZM231 225H232V224H231ZM21 226H22V225H21ZM30 226H31V225H30ZM77 226H78V228H79V224H78ZM120 226H121V225H120ZM122 226H123V224H122ZM172 226H173V225H172ZM183 226H184V225H183ZM218 226H219V225H218ZM218 226H217V227H218ZM233 226H237V224H235V225H233ZM253 226H255V224H254ZM257 226H259V225H257V222H256V226L253 227V228H255V231H256ZM50 227H49V228H50ZM55 227L58 228V225H55ZM55 227H54V228H55ZM86 227H87V226H85V227H83V228L81 227L82 230H83V232H82L81 234L83 235V233H85L86 236H88V235H87L88 233H87V232H84V230H86V231H87V230L91 231V230H94V229H91V230H90V228L93 227V226H91V227L88 226V228L90 227L89 229L86 228ZM95 227H94V228H95ZM136 227H138V228H136ZM227 227H228V226H227ZM227 227H226V228H227ZM230 227H232V226H230ZM16 228H17V227H16ZM37 228H39V227H37ZM37 228H35L36 230H34V234L36 233L35 231H41V230H40L41 227H40L38 230H37ZM57 228H55L54 231L57 230ZM176 228H177V227L175 226L174 229H176ZM181 228H182V227H181ZM215 228H216V227H215ZM220 228H223V227L220 226ZM236 228H238V226H237ZM236 228H235V229H236ZM43 229H44V228H43ZM149 229H150V230H149ZM174 229H173V230H174ZM178 229H180V228H177V230H178ZM182 229L184 230L185 227L182 228ZM196 229H197V227H196ZM45 230H46V229H44V232H43V230H42V232L45 233ZM51 230H52V229H51ZM77 230H78V229H77ZM147 230H149L150 232L148 231V232H149V233H148ZM164 230H165V229H164ZM164 230H163V232H164ZM167 230H168V229H167ZM167 230H165L164 235H165V233L167 232ZM170 230H171V229H170ZM197 230H198V229H197ZM224 230H225V229H224ZM236 230H237V229H236ZM0 231H2V230H0ZM28 231H29V230H28ZM79 231H80V229H79ZM89 231H88V232H89ZM98 231H97V229H96V232H97V233H98ZM113 231H115V232L113 233ZM141 231H142L143 233H141ZM168 231H169V230H168ZM171 231H172V230H171ZM175 231H176V230H175ZM178 231H180V230H178ZM186 231H187V230H186ZM216 231H217V230H216ZM218 231H219V230H218ZM23 232H25V231H23ZM42 232H41V233H42ZM51 232H52V231H51ZM56 232H57V231H56ZM169 232H170V231H169ZM182 232H184V231L181 230V234H182ZM17 233H18V232H17ZM17 233H16V234H17ZM25 233H27V232H25ZM38 233H40V232H38ZM43 233H42V234H43ZM46 233H48V232H46ZM54 233H55V232H53V234H54ZM93 233H94V232H93ZM101 233H100V234H101ZM150 233H152V234H154V236H155V235H156V236H155V237H153V236L150 237ZM170 233H171V232H170ZM173 233H174V231H173ZM175 233H176V232H175ZM189 233H190V232H189ZM20 234H21V233H20ZM74 234H75V233H74ZM76 234H77V233H76ZM167 234H169V233L167 232L166 235H165V236L163 235V236H164V237H167ZM186 234H187V233H186ZM186 234H182L181 236H178V237H179V238L177 237L178 239L176 238L177 235H176V236H173L172 234H170V235H172L173 237L176 238L175 240H178V241H175L173 237H171L170 239H168L170 236L167 237V238H165L164 241H167V240H168L167 245H170L169 247L171 248V244H168V243L178 242L177 244L179 245V244H180V243H179V239H180V240L183 239V238L181 239L180 237H183V235L186 236ZM30 235H31V234H30ZM43 235H45V234H43ZM43 235H38V239H37L38 242H39V238L42 239L40 236L44 237ZM50 235H51V234H50ZM50 235H49V236H50ZM77 235H78V234H77ZM82 235H81V236H82ZM90 235H92L91 232H90ZM94 235H96V234L94 233ZM97 235H98V234H97ZM101 235H102V234H101ZM113 235H114V236H113ZM194 235H195V234H194ZM199 235H200V234H199ZM3 236H4V235H3ZM5 236H6V235H5ZM27 236H29V235H27ZM45 236H48V234L45 235ZM74 236H75V235H73L72 237L74 238ZM86 236H85V237H86ZM19 237L22 238L23 236L21 237V236L19 235ZM25 237H26V236H25ZM30 237H31V236H30ZM30 237H28V238H30ZM34 237H36V236H34ZM55 237H57L56 233H55L54 238H55ZM58 237H59V240H60V237H61V236L58 235ZM77 237H79V236H77ZM90 237H92V236H90ZM96 237H97V236H96ZM101 237H103V236H101ZM114 237H115V238H114ZM143 237H146V236L143 235ZM143 237H142L141 240H143ZM186 237H187V236H186ZM189 237H190V235H189ZM231 237H232V236H231ZM233 237H235V236H233ZM4 238H5V237H4ZM17 238H18V237H17ZM26 238H27V237H26ZM28 238H27V239H28ZM65 238H66V237H65ZM83 238H84V235H83ZM97 238H100V237H97ZM108 238H106V240H107ZM162 238H163V237H162ZM162 238H161V241H162V243H163L164 241H163ZM187 238H188V237H187ZM2 239H3V238H2ZM23 239H24V238H23ZM23 239H22V242L19 241V243L24 244L23 241H24L25 239H24V240H23ZM27 239H26V240H27ZM44 239H45V237H44ZM48 239H49V238H48ZM75 239H76V238H74V240H75ZM84 239H85V238H84ZM145 239H146V238H145ZM172 239L174 240V242L171 241ZM184 239L186 240V238H184ZM184 239H183V240H184ZM18 240H19V239H18ZM18 240H14V241L16 242V241H18ZM28 240H29V239H28ZM33 240H35V239H33ZM42 240H43V239H42ZM42 240H41V242H43ZM46 240H47V239H46ZM63 240H64V239H63ZM63 240H62V242H63ZM82 240H83V239H82ZM87 240H88V239H85V242H83V243L81 242V243H82V248H81V246H80L81 244H80L79 247H80L81 249H80V250L78 249V251L72 249V247H73V248H75V247L78 248V244H77L78 242H77L76 244H74V243H75V242H74L73 244L75 245V247H74V245H72V247L70 248L69 245H68L69 247L66 246V245H67V244H65L66 242L63 244V243H61V242H58L56 239H55L56 242H54V243L51 242V244H50V242H49V244H50V245L48 244L49 246L43 244V247H42L41 245L38 244V246H40V249H38V247H35V248H37L38 250L42 251V250H41L42 248H44V247H48L46 250L44 249L43 251H45L46 253L48 252L49 255H48V254H45V252H40V251H38V253H39V254L41 253L42 255H48L47 258H48V259L51 258L52 264H54L53 262H56V263L59 264V261H60L61 259H63V257H65V258H64V261H65V262H66V258L70 257V259H69V258L67 259V264H73V262H75V263L78 262L77 264H80L81 262H79V261H80V260H81V261L87 260L86 257H87L88 255L91 256V257H93V260H92V261L89 260L90 258L88 259V261L93 262V261H95V260L97 259V257L100 256L101 254H105V256H109L110 254H113V253H110L109 255H107V254H106L107 252H106V253H105V251L102 252V250H101V252H102V253H101L100 250L98 249V247H97V250H94L95 248H92V250L90 251V248H91L92 246H94V245H93L92 243H90L91 241H90V242H87ZM89 240H90V239H89ZM91 240H93V237H92ZM116 240H115V241H116ZM128 240H129V239H128ZM128 240H126V241H128ZM158 240H159V241H158ZM169 240H170V241H169ZM221 240H222V239H221ZM230 240H231V239H230ZM3 241L5 242V241H7V240L5 239V240H3ZM3 241L1 242V240H0V246H1V247H3V246H2L3 244H4V246H6V248H7L8 246H11V245H15V246H16V244H17V243L15 244V243L13 242V240H10V241H12V243L8 242V243H10V244L5 245L6 243H4ZM8 241H9V240H8ZM99 241H101V240H99ZM99 241H98V242H99ZM113 241H114V240H113ZM119 241H121V242L119 243ZM137 241H139V239H137ZM209 241H210V240H209ZM223 241H224V240H223ZM32 242H33V241H32ZM38 242H37V243H38ZM46 242H47V241H46ZM46 242H45V243H46ZM96 242H97V241H96ZM130 242H131V241H130ZM133 242H134V241H133ZM139 242H140V241H139ZM141 242H142V241H141ZM184 242H185V241H184ZM207 242H208V241H207ZM225 242H227V241H225ZM19 243L17 244V247H19V249L22 248V246H24V245L27 244V242H26V244H24V245H22V246H19V245H21V244H19ZM29 243H30V242H29ZM35 243H36V241H35ZM39 243H40V242H39ZM89 243H90V244H89ZM104 243H105V242H104ZM116 243H117V242H116ZM134 243H137V242H134ZM165 243H166V242H164V244H165ZM223 243H224V242H223ZM1 244H2V245H1ZM32 244H34V242H33ZM40 244H42V243H40ZM88 244H89V245H88ZM91 244H92V246H91ZM98 244L100 245V247H101V246H102V247L105 246V244H102L101 242L98 243ZM98 244H97V245H98ZM101 244H102V245H101ZM109 244H110V243H108L107 245H109ZM127 244H128V246H129L131 243H127ZM164 244H161V245H164ZM174 244H176V243H174ZM177 244L174 245V246L177 247ZM76 245H77V246H76ZM87 245H88V246H87ZM99 245H98V246H99ZM132 245H133V243L131 244L130 248H131V247L133 248V246H135L136 244L133 245V246H132ZM152 245H153V244H152ZM161 245H158V246H159L158 248H160ZM182 245H183V243H182ZM29 246H30V248L28 249ZM31 246H32L31 244H28V246L26 245L28 251H27V249H26L25 246H24V248L26 249V250H25V253L28 252L27 254H29V250H30V249H31V250L34 249V248H32ZM36 246H37V245H36ZM86 246H87L89 249H88ZM109 246H110V245H109ZM113 246H114V245H113ZM113 246H112V247H113ZM128 246H127V247H128ZM139 246L141 247V244H140ZM139 246H137V247H139ZM153 246H157V245L155 244V245H153ZM180 246H181V244H180ZM1 247H0V248H1ZM11 247H13V246H11ZM41 247H42V248H41ZM106 247H107V246H106ZM110 247H111V246H110ZM123 247H124V246H123ZM137 247H136V249H137ZM140 247H139V250H141V251H139V254L143 252V251H142L143 248L140 249ZM143 247H144V246H143ZM176 247H175V248L173 247V249H174V254L179 255V253H181V254H186V253H188V252L183 253L184 250H183V252H179V249L182 251V248H178V249H176ZM6 248L4 247V249H6ZM8 248H9V247H8ZM15 248H16V247H15ZM15 248H13V249H15ZM84 248H87L88 251L84 250ZM103 248H105V247H103ZM107 248H108V247H107ZM113 248H114L115 250H112ZM113 248H110V250H111L112 252L114 251V255H113V256H115V253H116L115 251H117V250H116L115 246H114ZM117 248H118V247H117ZM119 248H120V246H119ZM130 248H129V249H130ZM132 248H131V250H130L131 252H132ZM10 249H11V248H10ZM13 249H12V250H13ZM17 249H18V248H17ZM17 249H16V250H17ZM19 249H18V250H19ZM70 249H71V250H70ZM75 249H76V248H75ZM82 249H83V250H82ZM123 249H124V248H123ZM123 249H122V250H123ZM127 249H128V248H127ZM136 249H135V250H136ZM173 249H172V250H173ZM0 250H2V249H0ZM7 250H9V249H7ZM98 250H99V251H98ZM103 250H104V249H103ZM106 250H108V249H106ZM125 250H126V249H124V250L122 251V252L124 253V255H126V256H128L127 254H129L130 256L133 255L132 253H129L128 250H126L127 253L125 254ZM137 250H138V249H137ZM137 250H136V251H137ZM157 250H158V249H157ZM175 250H178V251L175 252ZM32 251H33V250H32ZM32 251H30V254H29V255L32 254ZM82 251H83V253H84V254H82V255H84V256L87 255L85 258H84V256H83V257H82L83 259L79 256V255H81ZM111 251H110V252H111ZM154 251H156V250L154 249ZM162 251H163V252H162ZM202 251H203V250H202ZM3 252H4V251H3ZM13 252H14V250H13ZM33 252L35 253V252H36V249H35ZM108 252H109V250H108ZM177 252H178V253H177ZM249 252H250V251H249ZM7 253H8V252H7ZM9 253H10V252H9ZM36 253H37V252H36ZM38 253H37V255H38ZM117 253H119V252H117ZM153 253H154V252H153ZM163 253H164V250H163L162 247H161V253H160V255H162ZM18 254H20L19 251H18L17 255H18ZM41 254H40V255H41ZM76 254H77V255H76ZM121 254H122V253H121ZM131 254H132V255H131ZM142 254H143V253H142ZM142 254H141V255H142ZM150 254H151V253H150ZM165 254H166V253H165ZM20 255H21V254H20ZM23 255H24V254H23ZM34 255H36V254H32V258H33ZM42 255H41V256H42ZM50 255H52L53 258L56 257L55 260H54L52 257H50ZM116 255H117V254H116ZM13 256H14V255H13ZM41 256H40V257L36 256V257H37L38 259H39V258L41 259V258H43V257H41ZM67 256H68V257H67ZM75 256H76V257H75ZM113 256L111 255V257H113ZM149 256H150V255H149ZM163 256H164V255H163ZM163 256H162V257H163ZM171 256H172V255H171ZM183 256H184V255H183ZM183 256H181V258H180V262L182 261L181 263H184V262H185L184 264H187L186 262H188V261H189V263L192 262V261L190 260L191 258L189 259V258L186 257V255H185V256H184V257L186 258V259H185ZM209 256H210V254H209ZM27 257H28V255H27ZM30 257H31V256H30ZM36 257H35V258H36ZM49 257H50V258H49ZM79 257H80L81 259H80ZM109 257H110V256H109ZM116 257H117V256H116ZM120 257H121V255H120ZM120 257L118 256V258H120ZM123 257H124V256H123ZM151 257H152V256H151ZM179 257H180V255H179ZM182 257H183V259H182ZM24 258H26V257H24ZM28 258H29V257H28ZM32 258H30V260H31ZM35 258H34V259H35ZM37 258H36V259H37ZM45 258H46V256L44 257V259H45ZM47 258H46V259H47ZM94 258H96V259H94ZM113 258L115 259V257H113ZM145 258H146V257H145ZM145 258H143V259H145ZM159 258H160V257H159ZM0 259H1V258H0ZM22 259H23V258H22ZM34 259H33L32 261H34ZM48 259H47V260H48ZM57 259H58L59 261H58ZM111 259H112V258H111ZM114 259H112V260L114 261ZM135 259H136V258H135ZM146 259H147V262H148V261H149L148 257H147ZM152 259H153V258H152ZM156 259H157V260H156ZM164 259H165V258H164ZM181 259H182V260H181ZM184 259H185V260H184ZM188 259H189V260H188ZM9 260H10V259H9ZM18 260H19V259H18ZM26 260H27V259H25L24 261H26ZM41 260H42V259H41ZM47 260H46V261H47ZM53 260H54V261H53ZM56 260H57V261H56ZM97 260H99V258H98ZM159 260H160V259H158V257L154 258V261H155L154 264H156V263H157V264H163V263H165V261H166V260H165L164 262L162 261V263H160ZM162 260H163V259H162ZM170 260H171V259H170ZM183 260H184V262H183ZM193 260H194V262H195L196 259H193ZM10 261H11V260H10ZM24 261H23V262H24ZM64 261H63V263H64ZM88 261H87V262H88ZM115 261H116V260H115ZM117 261H118V260H117ZM117 261H116V262H117ZM167 261H168V260H167ZM167 261H166V262H167ZM0 262H2V261L0 260ZM26 262H27V261H26ZM36 262H37V261H36ZM47 262H50V261H47ZM109 262H110V261H107V262L105 261V263L98 262V264H111V263H112V262H110V263H109ZM118 262H119V261H118ZM168 262H169V261H168ZM33 263L35 264V261H34ZM37 263H39V262H37ZM37 263H36V264H37ZM56 263H55V264H56ZM75 263H74V264H75ZM114 263H115V262H114ZM192 263H193V262H192ZM195 263H196V262H195ZM92 264H93V263H92ZM116 264H117V263H116ZM119 264H121V263H119ZM122 264H123V263H122ZM193 264H194V263H193Z\"/></svg>",
    "mask_w": 264,
    "mask_h": 264
},
{
    "label": "crops",
    "instance_id": "3",
    "mask_svg": "<svg viewBox=\"0 0 264 264\" xmlns=\"http://www.w3.org/2000/svg\"><path fill=\"white\" fill-rule=\"evenodd\" d=\"M194 123V122H193ZM186 125H188V127H190V120L188 121V123L186 124ZM194 128V126H192V128L191 129H193ZM209 129V128H208ZM212 131L211 130H209V131H207V129H206V134H210ZM151 145H153V143H150ZM152 149V148H151ZM133 161V164L131 165L132 167H133V172H135V170L136 169H138L139 170V168L138 167H141L142 165H140L141 163H142V161H138L137 159H133L132 160ZM195 160H189L188 161V164H184V165H182L181 164V161L180 160H175V161H170V162H166V161H164V163L163 164H160V160H157V161H155V164H152V166H153V168H152V170L150 171V174H151V176H150V180H144V179H142L141 178V176H140V178H138V180L140 179V183H142V182H145V181H149V182H151V185H150V187L149 188H152L150 191H149V194H148V192H147V194L145 193V191L144 192H141V195H142V198L143 199H146L145 201H144V203L143 204H141L140 203V197H139V200H138V198L136 199V197L135 198H133L132 200H134V199H136L137 200V202L136 201H134V203H132L131 201L130 202H128L129 203V205H130V203H132V206L130 205H128L127 204V206H126V204H125V206H124V211H126V217L127 218H125L126 220L124 221V222H122L123 224H130L131 222H129L130 220H131V218H129V217H132V219H133V216H135L136 214L138 215L139 214V216H136L137 218L136 219H138V218H142V217H144V218H146V220H148V219H150L151 220V222L150 223H153V224H156L157 222H159V221H161L162 219L164 220V216H166L165 214H163L164 212H163V209H164V211H167L166 209H168V207H165L164 205L162 206V205H159L158 203H162V204H165V202H164V200H168V199H170L171 201H172V204L173 203H175V201H178V203L176 204V205H178V204H182L181 202H183L184 200H186V199H188V198H190V194H191V192L188 190V189H185V188H180L181 190H179L180 192L178 193V190H177V188L179 189V187L181 186V183H186V181H188V179H190L191 177H195L196 176V174L195 173H197V169L195 168L196 167V164H195ZM193 163V164H192ZM194 165V166H193ZM183 168V169H182ZM171 169V170H170ZM138 170H136V171H138ZM175 171V172H174ZM171 173H172V176H171ZM175 173V174H174ZM194 173V174H193ZM136 174H137V172H136ZM153 174V175H152ZM183 174H185L184 176H183ZM193 174V175H192ZM190 175H191V177H190ZM171 176V177H170ZM168 177V178H167ZM173 177V178H172ZM167 178V179H166ZM172 178V179H171ZM164 179H166V181H161V180H164ZM169 179H170V181L171 182H169ZM184 179H185V181H184ZM137 180V179H136ZM138 180L136 181V184L134 185L135 187H137V183H138ZM168 183V184H167ZM171 183H172V185H171ZM162 184H164L163 185V187H162ZM168 185H170L171 186V188H169L170 186H168ZM180 185V186H179ZM161 186V187H160ZM111 187H113V186H111ZM162 189V191H159V189ZM167 187V188H166ZM176 187V188H175ZM114 188V187H113ZM173 188H174V190L176 189L177 190V192H176V190L175 191H172V192H174L173 194H172V192H171V194H172V196H171V194H168L170 191H171V189L173 190ZM158 189V190H157ZM160 189V190H161ZM163 189L164 190H166L167 189V191H164L163 192ZM169 190V191H168ZM185 190H186V192H185ZM155 191V192H154ZM159 191V192H158ZM154 192V193H153ZM157 192H158V194H157ZM167 192V193H166ZM183 192H185L184 194H182ZM156 194V195H155ZM178 194V195H177ZM140 195V196H141ZM146 195V197L144 198V196ZM152 195V196H151ZM175 195V196H174ZM179 195H181V196H179ZM150 196V197H149ZM156 196V197H155ZM171 196V197H170ZM138 197V196H137ZM157 197H160V198H158V200H157V204L158 205H156V199H157ZM168 197V198H167ZM174 197H176V198H174ZM154 198H156L155 200H153ZM173 198V199H172ZM151 200V202H150V200ZM159 199H163V201L162 200H159ZM141 200V201H142ZM169 200V201H170ZM175 200V201H174ZM182 200V201H181ZM152 201H154V202H152ZM121 202V201H120ZM137 204H136V203ZM180 202V203H179ZM160 203V204H161ZM116 205V204H115ZM141 205V206H140ZM165 205H167V204H165ZM169 205H171L170 203H169ZM154 206H156V208H154ZM158 206V207H157ZM160 206V207H159ZM121 208L122 206H120V205H118V208ZM132 207H133V209H132ZM141 207H143L142 209H141ZM139 208V209H138ZM158 208H160L159 210L161 211L162 210V212H160L159 210H158ZM138 211V213H137V211ZM142 210V211H141ZM141 211V212H140ZM160 213H159V212ZM174 211V212H173ZM171 213H169V215L170 216H168V217H171V215H173V214H177V212H175V210H173ZM127 212H131L130 213V215L129 214H127ZM136 213V214H135ZM140 214L142 215V214H144V215H142V216H140ZM147 216H146V215ZM159 214H161V215H159ZM166 214H167V212H166ZM175 214V216H176V219H173V218H175V216H173V217H171V218H169L168 219V221L170 222H172V223H177V224H179L180 223V221H182L183 219H181V217L179 216L180 214H177L178 216H179V218L180 219H177L178 217H177V215ZM132 215V216H131ZM182 216V215H181ZM147 217H149V218H147ZM144 218H143V220L142 221H144L145 222V220H144ZM183 218V217H182ZM128 220V221H127ZM162 220V221H163ZM123 221V220H122ZM140 222V223H139ZM139 222L138 221H136L135 220V222L134 223H136L137 224V226H139L140 224H144V222L142 223L141 221H140V219H139ZM147 223H148V221H146ZM170 222V223H171ZM147 223H145L146 225H149V224H147ZM181 223H183V222H181ZM180 223V224H181ZM139 224V225H138ZM144 224V225H145ZM132 225H133V223H131V226L130 227H132ZM135 225V224H134ZM151 225V224H150ZM136 226V225H135ZM134 226V227H135ZM140 227V226H139ZM128 228V227H127ZM136 228H138V227H136ZM149 228V227H148Z\"/></svg>",
    "mask_w": 264,
    "mask_h": 264
},
{
    "label": "built area",
    "instance_id": "4",
    "mask_svg": "<svg viewBox=\"0 0 264 264\" xmlns=\"http://www.w3.org/2000/svg\"><path fill=\"white\" fill-rule=\"evenodd\" d=\"M1 106H2V108H5V109L8 108V110H12V112L14 114H17L16 108H13V104L8 103V102H1ZM15 117H17V119H18L19 122L25 123V120L22 119L21 116H15ZM21 119H22V121H21Z\"/></svg>",
    "mask_w": 264,
    "mask_h": 264
}]
</instances>
